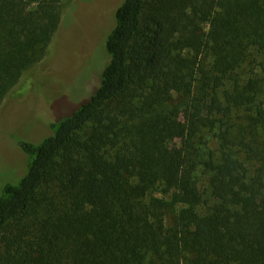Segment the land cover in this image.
Listing matches in <instances>:
<instances>
[{
  "label": "trees",
  "instance_id": "1",
  "mask_svg": "<svg viewBox=\"0 0 264 264\" xmlns=\"http://www.w3.org/2000/svg\"><path fill=\"white\" fill-rule=\"evenodd\" d=\"M61 0H0V107ZM100 84L0 195V264H264V0H123Z\"/></svg>",
  "mask_w": 264,
  "mask_h": 264
},
{
  "label": "rangeland",
  "instance_id": "2",
  "mask_svg": "<svg viewBox=\"0 0 264 264\" xmlns=\"http://www.w3.org/2000/svg\"><path fill=\"white\" fill-rule=\"evenodd\" d=\"M123 0H61L62 16L46 55L30 67L0 107V195L28 170L23 140L41 142L51 122L71 115L100 84L106 39Z\"/></svg>",
  "mask_w": 264,
  "mask_h": 264
}]
</instances>
